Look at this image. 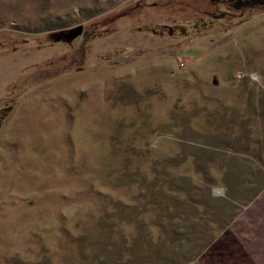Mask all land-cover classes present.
Listing matches in <instances>:
<instances>
[{
    "label": "rangeland",
    "instance_id": "rangeland-1",
    "mask_svg": "<svg viewBox=\"0 0 264 264\" xmlns=\"http://www.w3.org/2000/svg\"><path fill=\"white\" fill-rule=\"evenodd\" d=\"M0 264H264V0H0Z\"/></svg>",
    "mask_w": 264,
    "mask_h": 264
},
{
    "label": "water",
    "instance_id": "water-1",
    "mask_svg": "<svg viewBox=\"0 0 264 264\" xmlns=\"http://www.w3.org/2000/svg\"><path fill=\"white\" fill-rule=\"evenodd\" d=\"M78 32H80V29H78Z\"/></svg>",
    "mask_w": 264,
    "mask_h": 264
}]
</instances>
